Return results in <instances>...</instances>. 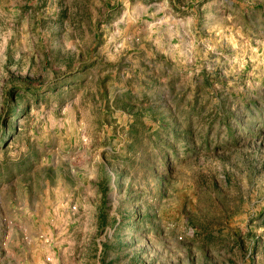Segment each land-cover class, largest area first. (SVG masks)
I'll return each mask as SVG.
<instances>
[{"label": "rangeland", "instance_id": "374dc122", "mask_svg": "<svg viewBox=\"0 0 264 264\" xmlns=\"http://www.w3.org/2000/svg\"><path fill=\"white\" fill-rule=\"evenodd\" d=\"M0 264H264V0H0Z\"/></svg>", "mask_w": 264, "mask_h": 264}]
</instances>
